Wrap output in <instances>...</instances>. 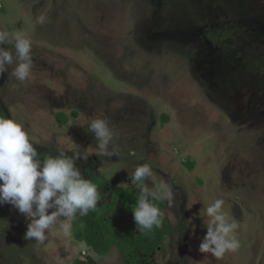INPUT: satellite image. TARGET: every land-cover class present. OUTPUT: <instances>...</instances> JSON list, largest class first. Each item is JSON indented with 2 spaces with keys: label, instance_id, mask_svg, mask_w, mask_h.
Here are the masks:
<instances>
[{
  "label": "rangeland",
  "instance_id": "1",
  "mask_svg": "<svg viewBox=\"0 0 264 264\" xmlns=\"http://www.w3.org/2000/svg\"><path fill=\"white\" fill-rule=\"evenodd\" d=\"M0 31L32 41L30 77L16 80L15 65L0 75V115L24 126L41 158L78 151L85 179H115L136 197L135 168L152 167L147 183L174 229L155 264H264V0H0ZM95 118L115 133L111 157L87 131ZM217 197L240 242L220 260L199 252ZM29 222L0 206V264L86 257L59 230L25 240ZM94 259L124 264L117 249Z\"/></svg>",
  "mask_w": 264,
  "mask_h": 264
},
{
  "label": "clouds",
  "instance_id": "2",
  "mask_svg": "<svg viewBox=\"0 0 264 264\" xmlns=\"http://www.w3.org/2000/svg\"><path fill=\"white\" fill-rule=\"evenodd\" d=\"M4 44H12L14 52L0 47V75L15 65L11 74L20 82L26 81L34 66L32 41L19 34L0 31V45ZM87 131L94 134L97 151L111 157L113 152L109 151V146L115 133L109 122L101 118L92 119ZM67 153L58 151L57 155L45 154L41 158L24 126L0 115V206L9 204L30 221L25 240L44 243L57 230L65 237H71V221L78 213L84 216L97 209L98 201L103 198L98 185L85 179L76 166L81 153L73 152L71 156ZM83 158L87 160L88 157L83 155ZM153 175V169L147 163L138 165L132 175L133 181L140 184L136 204L132 208L140 233H151L163 223L161 209L154 203L161 198L159 191L147 183ZM164 194L168 198L174 195L167 187ZM225 203V199L217 197L204 209L209 219L199 252L210 254L216 260L240 248L234 234L238 222L234 219L229 222L228 213L224 211ZM188 226L195 229L191 219L185 224Z\"/></svg>",
  "mask_w": 264,
  "mask_h": 264
},
{
  "label": "trees",
  "instance_id": "3",
  "mask_svg": "<svg viewBox=\"0 0 264 264\" xmlns=\"http://www.w3.org/2000/svg\"><path fill=\"white\" fill-rule=\"evenodd\" d=\"M88 180H93L100 190L109 186L112 190L110 204L97 205V209L84 216L78 213L72 220L73 238L99 256L109 254L114 247L122 256L124 264H154L151 256L155 249L174 233L170 222L163 217L161 227L154 228L151 233L137 232L132 235L135 227L132 216V208L136 204L135 190L118 187L117 181H107L103 175ZM154 203L162 211V202L157 200ZM71 264L98 263L91 256H86L75 259Z\"/></svg>",
  "mask_w": 264,
  "mask_h": 264
},
{
  "label": "crops",
  "instance_id": "4",
  "mask_svg": "<svg viewBox=\"0 0 264 264\" xmlns=\"http://www.w3.org/2000/svg\"><path fill=\"white\" fill-rule=\"evenodd\" d=\"M98 175V174H97ZM96 174L95 175H92L91 177H88L87 179H89V178H92V177H94V176H97ZM107 179V178H106ZM115 180V179H114ZM107 181H110V180H107ZM117 186H118V184H117ZM121 187H126V186H121ZM101 191V193H102V195H103V198L100 200V201H98V203H97V205H106V204H110V197H111V192H112V190L109 188V186L108 185H106V187L103 189V190H100ZM107 193H109V194H107ZM57 236H58V233L56 234ZM53 241L54 242H56L55 241V239H53ZM59 244H60V247L58 248V250H63V249H67L68 247H67V244L65 243V241H61V239L59 238ZM83 244V243H82ZM84 246V245H83ZM74 247H75V245H74ZM116 248H112L111 249V251L112 250H115ZM81 250H83V252H82V254H84V255H86V256H91L92 258H95V253L94 252H92L87 246H84V248H82ZM111 251L109 252V253H111ZM77 259V258H76ZM75 260V259H74ZM73 260V261H74ZM122 260H123V258H122ZM72 261V262H73ZM71 262V263H72ZM97 262V261H96ZM70 263V264H71Z\"/></svg>",
  "mask_w": 264,
  "mask_h": 264
},
{
  "label": "flooded vegetation",
  "instance_id": "5",
  "mask_svg": "<svg viewBox=\"0 0 264 264\" xmlns=\"http://www.w3.org/2000/svg\"><path fill=\"white\" fill-rule=\"evenodd\" d=\"M89 179H90V178H89ZM171 237H172V236H171ZM171 237H169V238H171ZM169 238H167L166 240H168ZM166 240H165V241H166ZM165 241H164V242H165ZM162 244H163V243H162ZM162 244H161V245H162ZM161 245H160V246H161ZM160 246H158V247H160ZM158 247H157V248H158ZM157 248H156V249H157ZM156 249H155V250H156ZM154 252H155V251H154ZM153 254H154V253H153ZM153 254H152V256H153ZM152 256H151V259H152ZM152 262H153V261H152ZM153 263H154V262H153ZM154 264H155V263H154Z\"/></svg>",
  "mask_w": 264,
  "mask_h": 264
}]
</instances>
